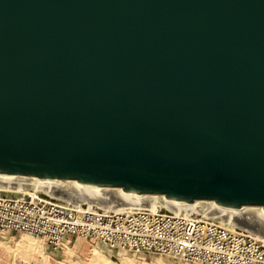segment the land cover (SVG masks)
<instances>
[{
    "label": "water",
    "instance_id": "95a60500",
    "mask_svg": "<svg viewBox=\"0 0 264 264\" xmlns=\"http://www.w3.org/2000/svg\"><path fill=\"white\" fill-rule=\"evenodd\" d=\"M17 173L264 221V0H0Z\"/></svg>",
    "mask_w": 264,
    "mask_h": 264
},
{
    "label": "built area",
    "instance_id": "2783aa9c",
    "mask_svg": "<svg viewBox=\"0 0 264 264\" xmlns=\"http://www.w3.org/2000/svg\"><path fill=\"white\" fill-rule=\"evenodd\" d=\"M192 210L98 211L55 200L40 190L0 187V237L24 233L56 251L72 238L132 255L159 254L187 264H264V243Z\"/></svg>",
    "mask_w": 264,
    "mask_h": 264
},
{
    "label": "bare ground",
    "instance_id": "6f19581e",
    "mask_svg": "<svg viewBox=\"0 0 264 264\" xmlns=\"http://www.w3.org/2000/svg\"><path fill=\"white\" fill-rule=\"evenodd\" d=\"M0 187L7 191H28L37 189L51 199H59L60 201L68 202L75 206L83 205V203L74 204L75 202L87 201L91 203L94 201V199H98V202L103 203V209H107L104 211H131L136 209L154 210L157 206L161 209V211L175 214H186L192 210H199L203 212L207 209H209L207 211L211 212L210 200H194V203L189 206H175L170 205L165 200L163 194L143 193L141 197L135 199L125 196L122 193L120 187L96 185L93 189H85L79 187L75 183V179L72 178H56L55 181L46 182L40 180L37 176L17 173L10 177H0ZM61 193H72L73 197L77 200H73L72 202H70L68 201L69 198L67 200V197H65L64 194L61 195ZM156 203H159L161 207L159 205H155ZM87 208H89V205H87ZM245 213L246 218H244V220H246L251 225H257V227L254 226L256 227L254 229L255 231H253L256 234V236L254 237H260L264 242V221L260 217L259 206H244V214ZM208 217H210L212 221L223 224L230 229H234L232 225L228 224L229 221L222 220L218 217H215L214 215ZM16 242L19 244L18 247H20L21 250L24 247L23 249L26 248L28 251H30L29 253L35 252L38 255L42 256L44 264H50L47 260V255L42 250L40 243L32 242L31 238L26 236L18 238ZM66 250H69L68 247H66ZM88 258V264H105V262H107L104 254L96 248L92 249V253ZM61 263L63 262L61 261ZM121 264L135 263L132 261V259H129L126 256L122 257ZM156 264L165 263L162 261H157Z\"/></svg>",
    "mask_w": 264,
    "mask_h": 264
},
{
    "label": "rangeland",
    "instance_id": "374dc122",
    "mask_svg": "<svg viewBox=\"0 0 264 264\" xmlns=\"http://www.w3.org/2000/svg\"><path fill=\"white\" fill-rule=\"evenodd\" d=\"M63 194L65 195V197H67V200L69 198L68 201H70V202H72L73 200H77L76 198L73 197L72 193H67L68 195L66 193H61V195H63ZM55 200H59V199H55ZM76 203H83L84 208L87 207V205H89V208H91L92 210H98V211L107 210V209H103L104 205H103V203L98 202V199H94V201L91 203H89L87 201H79V202H75L74 204H76ZM155 205H159L161 207V205L159 203H156ZM207 210H209V209H207ZM207 210L203 211L206 214L205 216L206 217L212 216L213 214ZM244 218H246V213L245 214L243 213L239 219L229 221L228 224L232 225L234 228L233 230H235V231L244 230L246 232H249L251 235L256 236V234L253 231H255L254 229L257 227V225H253V224L251 225L246 220H244ZM208 219L212 220L210 217H208ZM254 226H256V227H254ZM25 236L31 238L30 236L25 235L24 233H16V234H11V236L7 235L6 240H4L1 243V248H2L1 250H2L3 254L4 255L6 254V258H7V255L10 256V258L12 260V264H14L15 260L17 261L18 258H20L22 260L29 261L31 255L35 253V252L29 253L30 251H28L26 248L23 249L24 247L23 248L21 247L22 248V250H21L20 247H18L19 244L16 242L17 239L25 237ZM257 239L260 242L264 243L261 240L262 238L257 237ZM31 241L41 244L42 250L47 255V260L49 261L50 264H63V263L64 264H88V261H89L88 257L92 253V249L96 248L99 251H101L99 248L95 247L92 242L87 241V240L78 239L77 241H71L70 243L64 244L62 249L58 250L57 252H55V254H53L52 256H50L48 258V253L45 250V247H44L42 241L41 240H35L33 238H31ZM72 243H75V245H72ZM66 247H68L69 252L66 250ZM110 251H111L110 253H106V254H104L101 251V253L104 254L106 261H107V262H105V264H121L122 257H126V256L129 259H132V261L135 264H156L157 261H162L165 264H187V263H184L181 261L176 262L175 260H173L170 257L161 256L159 254H147V255L145 254V255H135L134 256L132 254H127V253L115 254V250H110ZM112 253H114V254H112ZM35 254H37V253H35ZM40 261H41V259H39V262ZM61 261L63 263H61Z\"/></svg>",
    "mask_w": 264,
    "mask_h": 264
},
{
    "label": "crops",
    "instance_id": "0c3cea01",
    "mask_svg": "<svg viewBox=\"0 0 264 264\" xmlns=\"http://www.w3.org/2000/svg\"><path fill=\"white\" fill-rule=\"evenodd\" d=\"M6 240V236L4 237H0V264H12V260L10 258L9 255H7V258H6V254L4 255L3 252H2V248H1V243ZM78 239L77 238H72L71 241H77ZM70 241V242H71ZM72 245H75V243H72ZM95 247L99 248L104 254L106 253H110L111 251L102 243H95L94 244ZM45 247V250L47 251L48 253V258L50 256H52L53 254H55V252H57L58 250L56 251H53L49 248H47L46 246ZM105 247V248H104ZM109 250V251H108ZM114 254V253H112ZM115 254H117V252H115ZM167 257V256H166ZM16 259V258H15ZM39 259H41V261L39 262ZM14 264H43V258L42 256L38 255V254H32L31 257H30V260L29 261H26V260H22L20 258L17 259V261L15 260V263Z\"/></svg>",
    "mask_w": 264,
    "mask_h": 264
}]
</instances>
